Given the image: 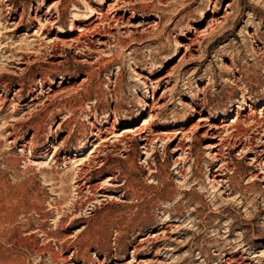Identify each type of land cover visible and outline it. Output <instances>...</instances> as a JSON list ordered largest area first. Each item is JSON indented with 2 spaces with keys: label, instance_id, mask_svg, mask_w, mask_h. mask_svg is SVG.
<instances>
[{
  "label": "rangeland",
  "instance_id": "obj_1",
  "mask_svg": "<svg viewBox=\"0 0 264 264\" xmlns=\"http://www.w3.org/2000/svg\"><path fill=\"white\" fill-rule=\"evenodd\" d=\"M95 10L124 23L64 44ZM245 97L261 118L264 0H0V264H264V171L242 145L214 160L195 126L232 123ZM151 114L189 149L178 134L148 155V129L100 152L77 194L64 162ZM248 134L264 151L263 127Z\"/></svg>",
  "mask_w": 264,
  "mask_h": 264
},
{
  "label": "bare ground",
  "instance_id": "obj_2",
  "mask_svg": "<svg viewBox=\"0 0 264 264\" xmlns=\"http://www.w3.org/2000/svg\"><path fill=\"white\" fill-rule=\"evenodd\" d=\"M118 1V0H117ZM127 1V0H126ZM136 1V0H135ZM129 2V1H128ZM130 3V2H129ZM113 4V3H111ZM110 4V5H111ZM112 6V5H111ZM114 6V5H113ZM112 6V7H113ZM115 8V7H114ZM52 9V7L50 8ZM133 10H135V7L132 6ZM153 14L158 13L157 9L153 7L152 9ZM94 14H97V18L91 19V21L88 24H85L84 26L80 27L79 35L76 38H71L65 41L64 44H67L68 46L76 48L88 47L87 42H85V36L87 32L89 31L96 33L98 36H104L106 35H113L111 31L110 26H115L118 21H122L124 23L123 16H108L107 13L103 12L102 10H95ZM145 21L150 20L151 18H148L146 15L143 17ZM52 24L57 22H50ZM49 24V23H48ZM45 25V24H44ZM43 25V26H44ZM150 26V24H148ZM212 24H210V27ZM145 27V26H144ZM151 27V26H150ZM45 28V27H44ZM143 28V27H142ZM43 29V28H42ZM75 30V27L72 26L71 31L69 32L68 36L71 35ZM145 30V29H144ZM199 31L196 32V34ZM128 33V32H127ZM48 34H44V37H46L47 41H49V44L56 48V43L59 41L57 38L53 39L48 37ZM132 38V37H131ZM191 41L194 43L196 42L195 39H191ZM50 96L48 97V102H50ZM250 103V104H249ZM257 101L255 99H252L251 97H245L243 104L240 105V112L236 114V118L233 120V122H229L226 119L222 121L221 125L217 124L216 121L220 117H225L228 112L221 113L220 111L215 112V115H212L208 118H201L198 123H196V127L200 129H206L204 136H210L214 140H216V143L212 145V149H214L213 158L214 160H230L228 157H226L225 150L229 151L230 149H233L235 147H238L242 145L243 151L245 154H249L250 152L254 155V165L256 167H259L261 171H264V161H262V155H264V151H257L256 147L251 143H244L242 139L245 138L247 141L249 140V130H260L261 127L264 129V108L261 110V118L257 117V108L256 104ZM42 106V105H41ZM46 105H44L45 107ZM246 106V107H245ZM247 108L249 112L247 113ZM196 111V109H194ZM198 112V111H196ZM34 113V112H33ZM157 119V116L155 114H151L149 120H145L144 124L140 128H127L124 129L120 134L117 135L116 133L109 134L110 137L106 138V140H102L100 145L95 146V150L92 151V153L86 158L82 160H69L64 162L65 164L71 163L75 165V171L77 177H75L74 181V188H76L77 194L83 193V191H91L93 186L89 184V180L86 179L88 171L86 168L88 167V164L96 163V159L98 158V154L100 152H103L104 149H107L108 147L113 149L115 152L118 150V143H123L124 140H128L132 136H142L145 135L148 129L150 131L146 136L142 139L145 141L144 148L147 149L148 155L151 153L150 146L155 143L156 140L161 141H172L174 139V135L182 134V138L179 141V144L177 145L175 151L178 152L179 150H182V153L185 152V150L189 149L187 148V145L185 143L186 136H188L190 133L189 131L183 134V131L179 130L177 132H166L159 129H151V125L155 123ZM244 125V128L242 127ZM194 128V127H193ZM183 130V129H182ZM188 142H190L191 137L188 136ZM111 141L112 144L109 146ZM242 142V143H241ZM170 143V142H169ZM127 152V151H126ZM100 164V163H99ZM229 163L223 162L219 168H217L216 174L214 175V182H217V184L224 183V184H230L231 178L227 180H221L219 181V178H224L227 176L225 173L226 171H232L229 167ZM70 165V164H69ZM115 178L112 179V181ZM85 180V181H84ZM84 181V184H81ZM238 200H244L242 196H237ZM255 204L257 205L258 199L254 200Z\"/></svg>",
  "mask_w": 264,
  "mask_h": 264
}]
</instances>
